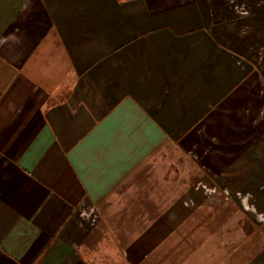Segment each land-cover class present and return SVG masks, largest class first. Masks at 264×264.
Here are the masks:
<instances>
[{
  "label": "crops",
  "instance_id": "obj_1",
  "mask_svg": "<svg viewBox=\"0 0 264 264\" xmlns=\"http://www.w3.org/2000/svg\"><path fill=\"white\" fill-rule=\"evenodd\" d=\"M0 264H264V0H0Z\"/></svg>",
  "mask_w": 264,
  "mask_h": 264
}]
</instances>
